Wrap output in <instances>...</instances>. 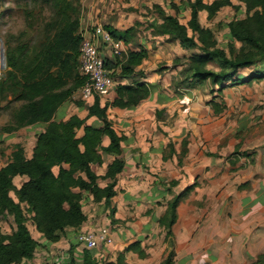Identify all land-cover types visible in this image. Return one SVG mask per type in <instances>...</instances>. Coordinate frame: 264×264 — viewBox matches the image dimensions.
Masks as SVG:
<instances>
[{"label": "trees", "instance_id": "obj_1", "mask_svg": "<svg viewBox=\"0 0 264 264\" xmlns=\"http://www.w3.org/2000/svg\"><path fill=\"white\" fill-rule=\"evenodd\" d=\"M45 1L51 2L53 20L45 25L41 40L25 59L22 60V48L8 51V69L0 76V103L19 104L12 111L11 123L1 127L0 132L11 134L27 127L46 125L36 136L30 158L26 157L22 146L15 145L9 161L0 167V264H20L33 258L38 243L28 230L29 223L49 242L58 241L68 229H79L87 220L82 210V193L90 195L95 203L103 201L109 223L117 224L111 201L116 195V176L125 165L121 144L126 137L116 133L107 110L109 107H136L151 94V84L146 82L145 73L138 70L148 58V50L139 40L140 24L136 21L124 30L105 27L114 40L130 47L125 55L110 53L105 57V67L116 82L114 99L103 106L97 97L91 103L79 98L74 100V95L86 82L78 71L81 38L77 34L80 26L77 10L70 0ZM235 1L237 5L230 0H214L208 4L204 0H184L189 10L186 25L179 22L174 3L169 5L174 16L156 4L149 12L158 18L155 25L148 24L152 38L176 42L183 51L191 52L187 57H176L169 66L179 68L177 76L171 79V88L180 93L209 85L215 96L206 105L215 115L224 110V89L264 79L261 67L264 63V0ZM241 5L245 18L228 22V41L219 46L214 32L201 26L199 13L205 12L206 20L211 21L221 9L238 10ZM210 65L216 66V70L209 68ZM243 69H251L245 79L239 77ZM217 96L221 98L220 103L216 102ZM68 103L84 107L86 117L71 115L66 120L56 121V113ZM155 117L162 121L167 118L163 110H157ZM90 118H95L100 127L88 125ZM103 138L108 140L107 145H103ZM166 149L169 155L175 154L172 142L169 141ZM103 154L114 159L101 177L110 181L100 189L96 183L99 177L91 170V165H101ZM185 154L186 141L183 140L177 155L179 166ZM166 159L163 156V160ZM16 177H25L26 181L16 187L13 183ZM175 184L173 181L170 185ZM196 186L194 182L167 201L166 210L158 219L167 245L160 264H175L172 227L177 220V208ZM76 189L78 193L74 192ZM6 216H11L14 223L9 235L1 231V222ZM127 253L139 259L147 256L140 242L134 241L117 253L114 262L104 264H127ZM68 264H74L72 257ZM82 264L99 263L93 252L85 249Z\"/></svg>", "mask_w": 264, "mask_h": 264}, {"label": "crops", "instance_id": "obj_2", "mask_svg": "<svg viewBox=\"0 0 264 264\" xmlns=\"http://www.w3.org/2000/svg\"><path fill=\"white\" fill-rule=\"evenodd\" d=\"M230 2L237 5L232 0ZM173 3L178 5L176 1ZM155 4L161 6L167 14L175 15L162 2ZM107 12L92 7L86 18H89L87 20L90 23L92 17L99 21L96 15L106 16ZM148 17L150 23H158L156 14L148 13ZM188 20L189 17L184 23L179 22L186 25ZM93 23L90 26L101 25L96 21ZM118 25L111 28L126 29L118 28ZM140 42L148 50V58L138 70L145 73L146 82L151 84V94L136 107H109L107 110L114 130L126 139L121 144V157L125 165L116 176V195L111 201L116 210L117 224L111 226L108 220L113 244L103 249V260L114 262L118 252L128 244L139 241L147 255L156 252L160 254L157 262L160 264L167 253V245L158 219L166 210V202L194 182L197 186L178 206L177 220L172 227L175 264H185L187 258L202 257L230 238L241 242L257 240L260 233H264V132L252 135L254 139L251 143L260 147L255 155L248 157L243 152L248 148V136H251L248 135L250 129L247 122L254 119L256 114H264V79L224 89V110L215 115L203 102L206 97L198 98L192 94V90L176 93L171 88L172 78H168L166 73L150 75L155 72L153 67L159 62L166 59L170 63L175 59L168 52L169 45L173 44L167 43L152 49L151 43ZM177 48L179 51L174 48V53L180 55L183 50L179 46ZM165 52L166 58L163 57ZM261 67L264 69V63ZM250 72L251 69L240 70L239 77L245 79ZM114 97L113 91L100 99V105L110 103ZM157 110L165 112L166 120L156 119ZM86 114L84 107L68 103L56 113L55 120H66L71 115L84 118ZM87 124L93 127L101 125L95 118L88 119ZM45 126L40 124L27 127L37 131L34 143L37 134ZM183 140L186 141V154L179 166L177 155ZM169 141L173 143L175 154L169 155L167 152ZM107 143L108 140L103 138V145ZM235 150L240 154L233 155ZM31 152L27 158H30ZM163 156L167 159L163 160ZM113 159L103 154L101 165H91V170L99 177L96 183L100 189L110 181L101 177ZM15 179L26 181L25 177H16L13 183ZM173 181L176 184L171 186ZM74 192L78 193L79 190ZM82 204L83 213L85 208L93 205L104 209L103 201L95 203L86 193H82ZM90 219L88 217L79 229H68L56 242L46 241L31 225V230H28L38 246L33 258L20 264H68L71 257L74 264H82L85 249L77 244L75 237L80 230L91 228L93 220ZM92 252L97 257V253ZM125 258L127 264H149L151 260L139 259L133 253H127Z\"/></svg>", "mask_w": 264, "mask_h": 264}, {"label": "rangeland", "instance_id": "obj_3", "mask_svg": "<svg viewBox=\"0 0 264 264\" xmlns=\"http://www.w3.org/2000/svg\"><path fill=\"white\" fill-rule=\"evenodd\" d=\"M174 1L178 2V5H176L179 8V16L177 17L180 22L184 23L185 19L189 17L184 0H70L76 7L77 19L82 28L90 26L96 21L97 24H101L103 27H113L118 23V28L123 29L137 21L140 24L138 29L139 40L151 43L152 49H157L160 45L167 43L163 38L153 39L150 36L148 27L150 22L147 21L150 19L148 13L152 11V6L155 3L162 2L166 9H169L170 3ZM212 1L214 0H204L207 4ZM232 1L234 4L237 3L235 0ZM92 7L104 11L108 10V12L105 14L106 16L103 14L96 15L99 21L92 17V22L90 23L86 15L91 12ZM205 16L206 14L204 12L199 16L201 25L210 28L214 32L218 45L224 46L228 41L226 28L228 22L231 20L244 19L245 11L244 7L241 5L238 10H232L229 7L221 9L211 21H207ZM53 18L54 11L51 2L45 0H0V76L8 69L6 66V55L8 51L11 52V50H14L16 47L22 48L24 50L22 60L25 59L34 50L37 42L41 40L45 25L51 22ZM168 44H173L169 45L170 49L168 52L173 54L175 58L187 57L191 54V52L183 51L182 53L180 52V55H177L174 53V48L179 51L177 48L178 45L175 42ZM236 46L239 47V44ZM103 53L105 56L106 54L108 56V50L104 49ZM166 54L167 52L164 53V58H166ZM173 60L174 59H172V61ZM171 64L172 62L169 63L164 59L153 67V71L155 72L151 74L149 72V74L154 76L155 73L161 75L166 73L169 75L168 78H173L177 76L179 68L170 69L169 66H171ZM209 68L216 70V66L214 65H210ZM172 71L173 73L171 74ZM116 73L114 78H116ZM213 90H216V88ZM192 91V94L198 98H202V96L206 97L207 99L203 100L205 104L210 101L212 95L215 94L213 93L215 91H212L209 85L201 86ZM181 96H183V94H181ZM74 98L78 100L76 94ZM220 99L221 98L217 96L216 102L220 103ZM18 106V103H12L11 105H7L6 102L0 103V128L11 123L12 111ZM247 124L250 129L248 135L251 136H248V148L243 153L250 157L255 155L256 150L260 148L258 145L254 146L251 140L254 139V136H252L254 133L258 134L264 132V114H256L254 119L247 122ZM36 133L37 131L33 128L22 129L11 134H2L0 132V167L4 166L9 161L15 145L22 146L25 155L29 156L34 145ZM235 152L240 154L236 150ZM21 182L22 180L15 179L14 184L18 187ZM87 205L88 204H86V206ZM105 211L106 210L99 205H93L90 208L84 209L87 218L89 217L91 218L90 220H93L91 229L109 224L106 217L107 212ZM28 228L31 230L30 223L28 224ZM13 230L14 223L12 217L6 216L1 222V231L3 234L9 235ZM159 257L160 254L156 252L153 255H147L144 259L148 260L150 258L149 264H157ZM104 263H107L106 259L101 261L100 264ZM185 264H264V233H260V237L253 242H241L230 238L224 241L223 244L214 247L213 250H210L205 255L203 254L202 257L187 258Z\"/></svg>", "mask_w": 264, "mask_h": 264}, {"label": "built area", "instance_id": "obj_4", "mask_svg": "<svg viewBox=\"0 0 264 264\" xmlns=\"http://www.w3.org/2000/svg\"><path fill=\"white\" fill-rule=\"evenodd\" d=\"M79 45V74L86 78L85 84L77 91V96L85 103H90L97 97L103 99L113 92L116 82L111 72L105 67L103 50H108L114 56L125 55L130 47L122 41L114 40L109 32L101 25L80 27ZM78 245L86 250L97 253V261H103V249L113 244V237L109 225H102L96 229L80 230L76 237Z\"/></svg>", "mask_w": 264, "mask_h": 264}]
</instances>
